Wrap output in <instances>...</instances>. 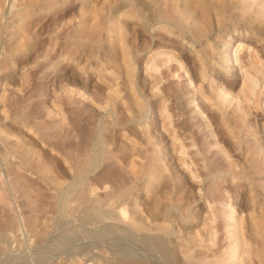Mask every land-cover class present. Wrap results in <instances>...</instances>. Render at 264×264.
Masks as SVG:
<instances>
[{"label":"rangeland","instance_id":"rangeland-1","mask_svg":"<svg viewBox=\"0 0 264 264\" xmlns=\"http://www.w3.org/2000/svg\"><path fill=\"white\" fill-rule=\"evenodd\" d=\"M258 68L264 0H0V264H163L242 225L264 261Z\"/></svg>","mask_w":264,"mask_h":264},{"label":"bare ground","instance_id":"bare-ground-1","mask_svg":"<svg viewBox=\"0 0 264 264\" xmlns=\"http://www.w3.org/2000/svg\"><path fill=\"white\" fill-rule=\"evenodd\" d=\"M244 43L247 44V47L252 46L251 49L254 52L262 51L260 43L258 41L252 40L250 37H247V39H239L237 47H241L242 45H244ZM236 56L237 55L232 54V57L235 58L229 59L231 70L234 72L237 69L236 67L242 62V60L236 58ZM258 70L260 71L261 75H264L261 68H258ZM184 77H186V73ZM242 206L244 205L242 204ZM228 225L229 224L225 225V227H227ZM244 226L245 225H242L239 228L236 226H232L230 229H226V231L220 230L218 235L215 237V240L210 242L211 244H209L205 240H202L203 238H198L197 240L177 238L174 240L173 250H166L164 244L160 241L153 242V247L157 250V252L161 254L165 264H249L252 261H257L255 257L258 252L255 249L256 240L253 241L254 239H251L249 237V235L246 233V227ZM237 257H239V260L237 259ZM257 264H264V261Z\"/></svg>","mask_w":264,"mask_h":264}]
</instances>
